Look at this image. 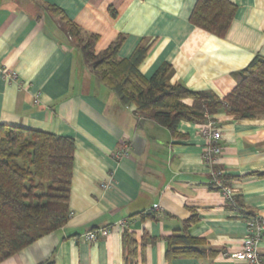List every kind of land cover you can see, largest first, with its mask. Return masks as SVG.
Instances as JSON below:
<instances>
[{
    "label": "crops",
    "instance_id": "obj_1",
    "mask_svg": "<svg viewBox=\"0 0 264 264\" xmlns=\"http://www.w3.org/2000/svg\"><path fill=\"white\" fill-rule=\"evenodd\" d=\"M229 1L234 18L218 37L190 21L197 0H0V125L75 142L68 222L0 264H247L231 257L241 249L247 220L210 184L200 124L182 121L174 136L122 105L48 10L57 6L84 33L98 35L96 53L123 35L120 59L149 47L144 76L170 63V83L223 97L237 72L264 57V0ZM214 119L222 134L217 167L243 208L264 224V115L241 120L219 112ZM125 145L127 154L118 157ZM151 212L157 218L144 217ZM193 213L189 233L216 254L168 261L166 237ZM98 228L111 232L94 242L83 238ZM125 232L137 241L134 255ZM260 251L264 257V234Z\"/></svg>",
    "mask_w": 264,
    "mask_h": 264
},
{
    "label": "trees",
    "instance_id": "obj_2",
    "mask_svg": "<svg viewBox=\"0 0 264 264\" xmlns=\"http://www.w3.org/2000/svg\"><path fill=\"white\" fill-rule=\"evenodd\" d=\"M235 8L229 0H197L190 21L211 34L224 37ZM48 10L60 17L63 32L82 51L98 80L116 94L120 103L133 106L135 114L155 120L174 136L179 135L180 122L204 124L215 121L214 115L219 112L241 120L264 115V57L256 56L237 72L234 88L219 97L212 91H192L182 83H170L173 71L170 63H163L151 77L144 76L140 65L149 47L139 45L130 57L120 59L123 35L103 52L96 53L98 35L84 33L57 6L49 5ZM186 99H192L193 103L187 104ZM74 155L75 142L71 137L0 125V263L68 222ZM223 181L229 184L225 174ZM226 201L228 208H239L245 220L255 216L254 212L243 208L238 196L234 203ZM144 217L157 218L154 212ZM196 221L197 214L193 213L181 230L166 237L168 261L216 254L215 250L206 248L205 239L189 233V227ZM124 240L131 248L129 254L134 255L138 250L137 241L127 232ZM126 259L128 261L129 256Z\"/></svg>",
    "mask_w": 264,
    "mask_h": 264
},
{
    "label": "built area",
    "instance_id": "obj_3",
    "mask_svg": "<svg viewBox=\"0 0 264 264\" xmlns=\"http://www.w3.org/2000/svg\"><path fill=\"white\" fill-rule=\"evenodd\" d=\"M9 76L13 78L16 77L15 74H10ZM38 101L39 99L36 98L35 102ZM198 130L207 139V144L203 150V158L211 175L210 184L212 187L219 189L226 200L233 202L234 198L236 197V192L231 186L225 184L223 181V175L225 174L224 170L222 168L216 167V163L220 154L222 153V146L220 144L222 137L221 130L216 127L214 121H208L204 124H200ZM124 148V150L117 153L118 157L127 154L128 146L125 145ZM158 208L159 207H155V209ZM247 223L248 230L242 241L241 249L238 252L232 254L231 257L238 261L246 262L247 264H264V257L260 251V241L264 234L263 219L258 215H255L250 220H248ZM120 225H124V222H120ZM110 232V228L93 229L86 232L83 235V238L89 242H94L100 236H106Z\"/></svg>",
    "mask_w": 264,
    "mask_h": 264
}]
</instances>
